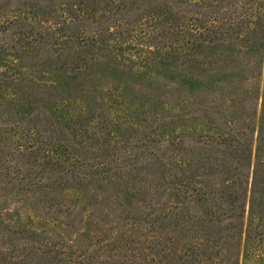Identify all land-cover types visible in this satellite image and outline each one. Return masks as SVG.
Listing matches in <instances>:
<instances>
[{"label":"trees","instance_id":"1","mask_svg":"<svg viewBox=\"0 0 264 264\" xmlns=\"http://www.w3.org/2000/svg\"><path fill=\"white\" fill-rule=\"evenodd\" d=\"M0 264H264V0H0Z\"/></svg>","mask_w":264,"mask_h":264},{"label":"rangeland","instance_id":"2","mask_svg":"<svg viewBox=\"0 0 264 264\" xmlns=\"http://www.w3.org/2000/svg\"><path fill=\"white\" fill-rule=\"evenodd\" d=\"M15 208L22 214V215H25V213L27 212H30V207H29V204H28V201L27 202H22V203H19L15 206Z\"/></svg>","mask_w":264,"mask_h":264}]
</instances>
